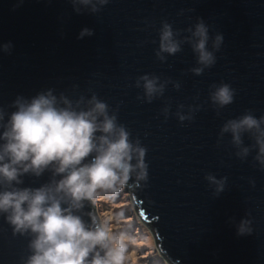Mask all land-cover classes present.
Instances as JSON below:
<instances>
[{
	"label": "water",
	"instance_id": "95a60500",
	"mask_svg": "<svg viewBox=\"0 0 264 264\" xmlns=\"http://www.w3.org/2000/svg\"><path fill=\"white\" fill-rule=\"evenodd\" d=\"M197 17L210 36L224 37L216 64L200 76L188 71L197 66L188 44L165 54L163 63L155 56L162 20L183 30ZM84 28L93 35L78 39ZM144 74L181 87L169 84L163 96L142 102L134 83ZM221 82L235 89V97L217 115L209 86ZM47 89L73 97L94 92L118 106V122L147 149V181L138 187L130 179L125 187L168 264H264V171L253 166L255 152L244 161L234 155L230 136L217 146L226 120L247 110L264 114V0H109L96 14H77L69 0H0V106L10 113L17 96L31 98ZM179 104L185 113L189 105L200 108L181 123L174 115ZM244 143H251L247 136ZM207 173L227 177L218 197L204 179ZM49 176L25 175L19 187H39ZM89 204L81 212L86 223L88 213L96 217ZM243 218L252 222L251 235H237ZM27 243L0 216V264H20Z\"/></svg>",
	"mask_w": 264,
	"mask_h": 264
},
{
	"label": "clouds",
	"instance_id": "9594fccd",
	"mask_svg": "<svg viewBox=\"0 0 264 264\" xmlns=\"http://www.w3.org/2000/svg\"><path fill=\"white\" fill-rule=\"evenodd\" d=\"M69 2L77 14H96L109 0ZM157 31V60L165 62L167 56L181 52L182 45L188 44L197 64L188 71L196 76L216 64V53L224 43L223 34L210 36L209 26L199 17L183 30L162 20ZM91 35L92 30L84 28L77 38ZM10 48V42L3 45L5 52ZM169 84L176 90L181 87L170 78L141 75L134 83L143 92L137 100L151 103L163 96ZM54 93V89H47L31 98L17 96L9 105L14 109L10 113L0 106V216L13 236L28 238V255L21 257L20 264H124L128 246L121 234L109 231L90 213V223H86L81 212L85 202L93 201L101 192L114 198L130 179L141 187L140 182L148 179L147 149L118 122V106L112 108L94 92L90 97ZM234 97L235 89L228 83L209 86L208 98L217 115L233 103ZM184 108L179 104L174 113L181 123L191 121L200 105H189L186 113ZM169 110L166 103L162 109L165 119ZM225 135L230 136L228 144L238 159L244 161L255 152L253 166L264 171V114L257 117L247 110L226 120L219 130L217 146ZM245 136L251 143L245 145ZM45 172L50 173L46 183L35 188L19 187L25 175L39 178ZM204 179L214 197L225 190L226 176L217 178L207 173ZM249 183L255 185L253 180ZM251 223L241 219L237 235H251Z\"/></svg>",
	"mask_w": 264,
	"mask_h": 264
},
{
	"label": "rangeland",
	"instance_id": "374dc122",
	"mask_svg": "<svg viewBox=\"0 0 264 264\" xmlns=\"http://www.w3.org/2000/svg\"><path fill=\"white\" fill-rule=\"evenodd\" d=\"M99 222L109 231L121 234L127 243L124 264H168L156 249L149 230L138 219L130 195L124 186L114 198L99 193L90 202Z\"/></svg>",
	"mask_w": 264,
	"mask_h": 264
},
{
	"label": "trees",
	"instance_id": "16d2710c",
	"mask_svg": "<svg viewBox=\"0 0 264 264\" xmlns=\"http://www.w3.org/2000/svg\"><path fill=\"white\" fill-rule=\"evenodd\" d=\"M92 208H93V206H92ZM93 210H94V208H93ZM94 212H95V214H96V211L94 210ZM136 213V212H135Z\"/></svg>",
	"mask_w": 264,
	"mask_h": 264
}]
</instances>
